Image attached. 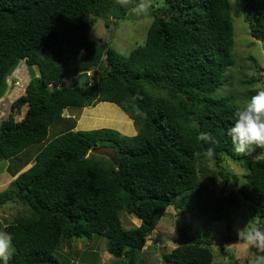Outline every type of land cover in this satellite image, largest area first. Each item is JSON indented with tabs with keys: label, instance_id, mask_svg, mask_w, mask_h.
<instances>
[{
	"label": "trees",
	"instance_id": "16d2710c",
	"mask_svg": "<svg viewBox=\"0 0 264 264\" xmlns=\"http://www.w3.org/2000/svg\"><path fill=\"white\" fill-rule=\"evenodd\" d=\"M244 3L249 34L264 51V0ZM150 13L145 38L122 54L90 37L93 19L108 26L110 16L128 18L115 0H0V96L20 62L31 70L24 94L0 123V161L42 142L69 106L112 102L138 129L126 135L108 127L71 128L38 151L0 191V203L27 210L3 227L15 248L9 264H60L56 248L94 235L105 238L112 264H140L147 236L179 197L178 213H188L201 229L189 237L192 222L183 224L182 241L162 254L164 261L215 264L209 248L214 222L223 220L230 229L242 199L250 216L264 217V156L235 152L227 132L238 107L232 94H214L234 63L229 0H153ZM249 60L250 69L264 72V64ZM241 75L250 99L264 76ZM14 110L23 111L20 120ZM204 131L219 141L212 158L194 155L208 147L196 139ZM101 146L114 147V160L91 151ZM225 158L246 161V172L239 177L216 169ZM215 170L236 189L219 195L209 187ZM121 212L139 225L124 228Z\"/></svg>",
	"mask_w": 264,
	"mask_h": 264
},
{
	"label": "rangeland",
	"instance_id": "374dc122",
	"mask_svg": "<svg viewBox=\"0 0 264 264\" xmlns=\"http://www.w3.org/2000/svg\"><path fill=\"white\" fill-rule=\"evenodd\" d=\"M162 1L159 0V2ZM229 3L234 34L232 51L234 63L226 71L227 81L214 94H232L234 104L238 108H243L248 102L249 96L247 93L248 87L240 83L241 74L243 70L245 72L250 70L249 67L252 64L249 65V58L253 62L263 65L264 51L261 42L249 34L248 23L244 20L246 12L244 0H229ZM124 8L125 15L128 18L116 19L110 16L108 19L111 23L108 26L103 19H93L90 37L100 43H104L106 47L109 46L122 54H128L136 44H140L145 38L152 16L151 13L147 16H138L130 7ZM95 70L98 74V70ZM30 73L31 70L22 61L7 77V88L0 96V123L10 114L11 103L24 94L25 87L30 80ZM89 73L91 71L87 72V74ZM36 74L38 75L37 72ZM63 82L66 85L72 83L70 79H65ZM263 84V82L257 83L260 90H264ZM12 112L17 120H20L23 116L22 110H14ZM102 127L114 128L126 135H134L138 130L127 114L112 102L103 101L94 106L85 107L69 106L63 110L59 118L50 124L47 136L42 142L34 143L18 155L0 161V191L6 189L12 179L20 172L28 169L34 163L35 155L38 151L54 137L71 128L73 130H90ZM250 155L251 159L264 156V149L256 148ZM108 157L113 158V156ZM219 164L220 167L216 169H228L237 173L239 177L247 170L246 161L239 162L225 158ZM209 166L212 168L211 163ZM213 174L215 179H208L206 182L217 194L229 193L236 189L237 186L232 179L225 182L217 170ZM183 202L184 199L179 197L175 205L167 207L156 228L147 236L142 252L137 254L138 263L167 264L162 254L170 251L182 241L179 235V228L189 221L192 222L191 230L188 232L189 237L198 234L201 229L200 225L192 220L188 213H178L179 206ZM24 214H27L26 206L21 203L12 201L0 203V231H4L5 223L12 221L17 215ZM120 218L124 228L137 226L140 223L139 219L134 215L125 212L120 213ZM232 222L230 229L226 228V222L223 220L212 224L209 248L213 254V262L215 264H249V261L254 257L255 251L238 240L237 231L244 227H252L257 222H264V217L250 216L249 202L242 199L239 208L232 217ZM69 242L62 243L53 252L60 264H112L114 261L113 256L106 251L105 238L101 235H94L91 240L85 237L73 238Z\"/></svg>",
	"mask_w": 264,
	"mask_h": 264
},
{
	"label": "clouds",
	"instance_id": "9594fccd",
	"mask_svg": "<svg viewBox=\"0 0 264 264\" xmlns=\"http://www.w3.org/2000/svg\"><path fill=\"white\" fill-rule=\"evenodd\" d=\"M121 7H130L138 16H147L153 7V0H115ZM250 79H260L264 72L250 69L246 72ZM227 135L231 138L237 154L247 156L256 148L264 149V90H259L248 100L243 108H238L234 113V123L228 129ZM198 142L208 145L203 152L194 153L208 158L215 156V146L218 139L210 132H199L196 137ZM238 240L255 251L249 264H264V222H257L252 227H244L237 231ZM15 254L11 234L0 231V262L9 264Z\"/></svg>",
	"mask_w": 264,
	"mask_h": 264
},
{
	"label": "water",
	"instance_id": "95a60500",
	"mask_svg": "<svg viewBox=\"0 0 264 264\" xmlns=\"http://www.w3.org/2000/svg\"><path fill=\"white\" fill-rule=\"evenodd\" d=\"M91 151L96 153V154H104V155H108L110 157L113 156L112 159L115 158V149L113 146H101V147H93L91 148Z\"/></svg>",
	"mask_w": 264,
	"mask_h": 264
}]
</instances>
